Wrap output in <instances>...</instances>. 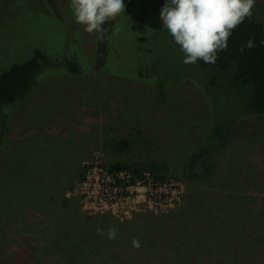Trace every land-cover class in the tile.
<instances>
[{
  "label": "rangeland",
  "instance_id": "1",
  "mask_svg": "<svg viewBox=\"0 0 264 264\" xmlns=\"http://www.w3.org/2000/svg\"><path fill=\"white\" fill-rule=\"evenodd\" d=\"M164 3L131 4L142 26L124 21L129 11L104 25L113 49L96 74L49 69L34 95L5 108L0 264H69L56 244L67 222L76 239L79 231L92 233L78 264L84 255V264H264V119L240 121L203 172L189 170L213 128L212 110L233 119L245 109L225 92L205 98L193 89L196 77L161 28ZM254 7L264 23V0ZM99 35L75 23L69 0H0V58L9 64L37 49L61 55L66 42L90 61ZM147 36V44L136 41ZM121 141L127 148L116 145ZM118 163L141 172H120L114 196L103 186L111 182L108 167ZM103 227L127 234L117 230L120 239L106 241L96 231Z\"/></svg>",
  "mask_w": 264,
  "mask_h": 264
},
{
  "label": "trees",
  "instance_id": "2",
  "mask_svg": "<svg viewBox=\"0 0 264 264\" xmlns=\"http://www.w3.org/2000/svg\"><path fill=\"white\" fill-rule=\"evenodd\" d=\"M137 0H126L125 11H129L132 15H124V21L130 20V16L134 14V3ZM44 8V7H43ZM45 9V8H44ZM123 12V13H124ZM121 13V14H123ZM120 14V15H121ZM119 15V16H120ZM127 16V17H126ZM76 23V22H75ZM107 30V29H106ZM105 30V31H106ZM100 33V41L103 45L101 48L99 43H95L93 40L92 47L98 46V49L94 48V54L91 55L90 61H82V58L78 55L77 51H70V44L66 42L60 43L62 46L61 55H52L41 49H37L33 56L24 62H14L9 64L6 61V56L3 55L0 58V139H2L7 131V119L5 116V108H16L22 103L26 102L32 95L34 90L38 86L41 78L49 69H56L62 72L72 74H96L97 70L103 69V61L107 52L112 51V43L106 40L108 34ZM253 39L255 47L251 49L245 48L243 52L240 51L241 47L249 39ZM110 44H112L110 46ZM180 52L179 46L176 45ZM68 52V56L67 52ZM64 52V53H63ZM66 53V55H64ZM181 53V52H180ZM108 54V53H107ZM183 55V53H181ZM85 64H89L85 66ZM188 71L192 72L196 77L195 81L197 86L193 89H197L199 94L203 97L202 92L205 91L204 97H208L216 90L227 93L229 103L240 104L243 102L244 113L236 116L233 119H227L224 114V110H212L213 123L212 127H209V133L202 142V146L196 150V153L190 158L189 170L202 167L212 155L222 150L228 142V137L232 135V128L240 121L249 117H256L264 119V23L259 19L258 12L255 7L252 9L251 18H246L232 33L228 41V47L226 51L218 54V59L214 64L204 63L202 60H198L195 64H188ZM190 66V67H189ZM7 69V70H6ZM56 73L58 71H55ZM142 78L141 75H139ZM157 78V77H155ZM165 79V78H164ZM167 80V79H165ZM199 80V81H198ZM202 81V83H201ZM212 97V94L211 96ZM209 99V98H208ZM209 102L210 101L209 99ZM212 105H216L215 102ZM229 107L227 110L230 111ZM225 118V120H219L218 116ZM120 148H127L128 143L121 141L116 144ZM120 172H129L134 177L140 175V167L137 165H130L124 163H118L110 165L108 167V173L111 175H118ZM200 172H203L200 171ZM74 221L77 225L78 221ZM80 222V221H79ZM71 224V225H70ZM67 222L64 228L67 232H61V237L56 239L58 249L63 253L69 264H78L77 260L81 258V246L84 242L92 246V243L88 237L92 236V233L81 234L80 239L74 237V233L71 228L74 225ZM117 228L121 235L127 234ZM104 229V227L102 228ZM83 230V228L81 229ZM163 230V229H162ZM108 232L100 237H106L108 239ZM120 235V234H118ZM120 239V236H116ZM67 247L68 250L63 249ZM84 251V249H83ZM86 256H83V264L86 263ZM22 264H30L29 259H26ZM35 264V263H34Z\"/></svg>",
  "mask_w": 264,
  "mask_h": 264
},
{
  "label": "clouds",
  "instance_id": "3",
  "mask_svg": "<svg viewBox=\"0 0 264 264\" xmlns=\"http://www.w3.org/2000/svg\"><path fill=\"white\" fill-rule=\"evenodd\" d=\"M256 0H165L160 9L161 28L173 38L180 52L182 63L195 64L198 60L214 64L220 52L226 51L233 31L246 18H251ZM74 20L88 34L103 33L104 27L125 11L124 0H69ZM249 39L241 47H255ZM103 235V229L97 228ZM115 227L108 229V239H115ZM132 246L139 249L140 242L132 239Z\"/></svg>",
  "mask_w": 264,
  "mask_h": 264
},
{
  "label": "built area",
  "instance_id": "4",
  "mask_svg": "<svg viewBox=\"0 0 264 264\" xmlns=\"http://www.w3.org/2000/svg\"><path fill=\"white\" fill-rule=\"evenodd\" d=\"M121 174L118 175H111L110 173L107 174V177H110V183L104 184L103 188L106 189V192H114V196L117 194V191L120 190V186L117 184V176L120 177ZM116 192V193H115ZM120 196H122L121 192L119 193ZM103 196V193L101 192V197ZM108 197V195H105ZM105 197V198H107Z\"/></svg>",
  "mask_w": 264,
  "mask_h": 264
},
{
  "label": "flooded vegetation",
  "instance_id": "5",
  "mask_svg": "<svg viewBox=\"0 0 264 264\" xmlns=\"http://www.w3.org/2000/svg\"><path fill=\"white\" fill-rule=\"evenodd\" d=\"M130 20L131 21H133V22H135V23H137V24H140L141 26L143 25V23L141 22V19L140 18H136L135 17V15H133V16H130ZM148 25V24H147ZM147 27H149V25L147 26ZM145 28V27H144ZM141 33H143V34H145V36L147 35L146 33H144V31H142ZM147 38H148V36L147 37H140V38H136L137 40V42L139 41V42H142V43H145V44H147L148 42H147ZM140 51V50H139ZM142 54L140 53L139 54V56H141ZM151 60H153L152 58H151ZM145 68V67H144ZM142 69V72H144V73H146V75H145V77L147 78V77H150V75L148 74V72H147V70L146 69ZM141 75V74H140ZM142 79H143V76H142Z\"/></svg>",
  "mask_w": 264,
  "mask_h": 264
},
{
  "label": "crops",
  "instance_id": "6",
  "mask_svg": "<svg viewBox=\"0 0 264 264\" xmlns=\"http://www.w3.org/2000/svg\"><path fill=\"white\" fill-rule=\"evenodd\" d=\"M28 248H30V247H28Z\"/></svg>",
  "mask_w": 264,
  "mask_h": 264
}]
</instances>
